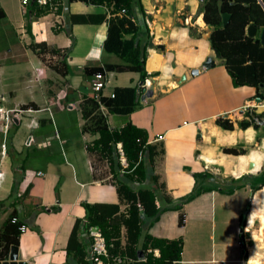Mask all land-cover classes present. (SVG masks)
I'll return each mask as SVG.
<instances>
[{
	"label": "crops",
	"instance_id": "obj_1",
	"mask_svg": "<svg viewBox=\"0 0 264 264\" xmlns=\"http://www.w3.org/2000/svg\"><path fill=\"white\" fill-rule=\"evenodd\" d=\"M201 1L140 0L142 10L136 9L133 19L147 25V75L141 79L136 70L106 71L101 90L110 95L115 86H133L137 106L128 113L110 112L104 105L101 110L110 128L130 121L146 131L147 142L155 146L151 167L159 192L177 201L194 187V172H208L212 176L207 181L232 186L230 192L212 186L184 202L182 224L179 210L170 207L143 225L154 236L181 237V258L175 264H264V257H249L256 245L252 233L258 232L260 219L255 216L247 224L254 194L264 184L254 188L250 180H232L242 174L257 175L264 167L263 127L237 124L248 107L264 113V100L256 99L254 86L232 83L222 58L210 46L212 25L202 18ZM61 2L63 7L57 10L49 4L36 5L34 0H0L4 11L0 16V106L16 108L19 115L0 128V209H8L7 215L14 211L25 225L18 243L4 257L9 260L15 245L17 263L78 264L66 246L75 220H85L84 203H118L124 212L127 208L114 180L97 172L95 153L88 144L98 133L82 130L85 118L80 107L83 99L94 97L93 75H86L84 67L120 58L103 48L107 20L69 19V14L78 12H105L108 17L111 7L82 0ZM43 41L44 51L32 47ZM207 56L214 60L208 67L202 64ZM52 64L66 72H57ZM20 114L32 125L25 126L24 132L15 131L22 121ZM220 115L231 118L233 127L220 126L216 122ZM158 134L162 137L157 138ZM224 147L244 151L226 152ZM14 164L21 170L17 178ZM156 203L162 204L158 198ZM257 212L264 213V208ZM120 236L123 245L124 226ZM80 239L89 258L87 228H80ZM153 252L159 254L157 249Z\"/></svg>",
	"mask_w": 264,
	"mask_h": 264
},
{
	"label": "trees",
	"instance_id": "obj_2",
	"mask_svg": "<svg viewBox=\"0 0 264 264\" xmlns=\"http://www.w3.org/2000/svg\"><path fill=\"white\" fill-rule=\"evenodd\" d=\"M72 1V0H68ZM87 3L105 4L110 6V14L99 13H71L69 19L72 22H101L107 20L106 36L103 40L105 51L118 55V62H104L102 65L85 66L84 72L91 76L95 72L104 74L106 71L136 70L140 72L141 79L147 75L145 69L146 43L148 30L142 20H134L136 9L142 10L140 0H82ZM56 9L63 5L61 0H53ZM34 4H38L34 0ZM47 5V4H45ZM47 7V6H45ZM44 8V7H43ZM124 8L125 14L118 11ZM43 12L44 9L38 8ZM200 11L205 23L212 25L208 40L210 46L215 49L222 58L223 63L231 76L234 85L249 84L254 86V96L264 100V43L259 38V33L264 27V0H202ZM229 14L223 22L222 13ZM140 13V12H139ZM4 14L0 7V16ZM248 24H254L258 33L249 35L246 31ZM143 35V38L141 36ZM33 48L39 47L40 52L46 48V43H33ZM52 51V49H51ZM58 51V50H53ZM64 61V60H62ZM65 62H63L64 65ZM60 73L66 70L53 65ZM137 92L133 86H115L113 96L103 95L96 99L93 96L82 100L80 107L85 118L82 130L98 133L92 143L88 144L90 152L97 154L107 163L110 177L116 184V190L120 199L126 201V211L119 210L118 203L85 202V220L77 218L70 231L66 246L67 254L72 252V258L78 264H91L86 258V251L80 239V228L89 225H98L106 239L109 259L117 254L131 258L128 264H175L181 258L182 239L159 237L144 231V224L151 223L165 208L178 209V223L182 224L185 212L182 209L184 202L210 187L220 186L225 192H230L232 186L214 181H207L212 174L208 172H194L195 183L192 190L179 197L177 201L166 193L159 192L157 176L152 174L151 162L155 154V146L147 142L146 131L130 121L119 128H110L106 114L101 110L104 105L108 111L115 113H128L137 106ZM264 113L256 112L248 107L244 116L237 120L240 127H263ZM216 122L224 128H232L233 120L225 116H217ZM120 141L127 166L122 167L116 143ZM224 151L239 153L244 148L224 147ZM13 160H16L15 157ZM24 166L21 164V169ZM201 177V179H200ZM148 179L147 183L146 180ZM250 180L253 187L264 184V167L257 174H242L232 180ZM16 180L12 182V195ZM133 183H138L133 186ZM230 186V187H228ZM237 186V185H236ZM156 198L160 199L161 206L157 205ZM264 208V186L257 190L253 197V207L249 213L248 225L255 216L259 217L258 232H253L256 245L250 249V256L255 259L264 257V213L257 212ZM14 211L10 212L3 220L0 227V259L6 257L9 247L18 243L20 234V220L12 221ZM121 226L125 227L126 240L121 244ZM256 235V237H254ZM158 250V255L154 254ZM69 262V260H68Z\"/></svg>",
	"mask_w": 264,
	"mask_h": 264
},
{
	"label": "built area",
	"instance_id": "obj_3",
	"mask_svg": "<svg viewBox=\"0 0 264 264\" xmlns=\"http://www.w3.org/2000/svg\"><path fill=\"white\" fill-rule=\"evenodd\" d=\"M22 3L28 2V0H21ZM40 5L49 4L50 7L56 8L55 3L53 0H35ZM119 14H125V9L121 8L118 11ZM133 19V16H131ZM105 85L104 74L101 72H95L92 76L91 80V87L94 90V97L97 99L101 94V90ZM143 86V83H140ZM110 96H113V92L110 93ZM1 98V97H0ZM19 117L18 113L16 112V108H9L5 109L0 106V128L8 126L13 120ZM6 130V129H4ZM162 135L158 134L157 138H161ZM116 150L118 153L119 162L122 167L127 166V160L121 145V142L118 141L116 143ZM1 176V172H0ZM12 221H17V217L13 216L11 218ZM20 231L25 229L24 224L19 225ZM87 232L90 236V246H89V259L91 260L92 264H128L131 258L126 257L125 255L117 254L112 256L109 259V252L108 246L106 243V239L98 225H89L87 227ZM4 259H0V264H2Z\"/></svg>",
	"mask_w": 264,
	"mask_h": 264
},
{
	"label": "water",
	"instance_id": "obj_4",
	"mask_svg": "<svg viewBox=\"0 0 264 264\" xmlns=\"http://www.w3.org/2000/svg\"><path fill=\"white\" fill-rule=\"evenodd\" d=\"M228 16H229V14L227 12L222 13V20H223V22H225L227 20ZM257 29L258 28L254 24H248L247 27H246V31H247V33L249 35H255V34H257ZM259 38H260L261 42L264 43V27L260 31ZM149 42H151V40ZM214 53H215V55L217 57H220L219 54H218V52L215 49H214ZM202 64H203V66L208 67V66H211V65L214 64V60H213L212 57L207 56L205 58V60L203 61ZM194 71L196 72L197 70L196 69H192L191 70V72H194ZM150 93H151V90L149 89L147 91V94H150ZM256 99L258 100L259 98H256ZM15 252H16V246L13 245L12 248H11L9 260H5L4 259L3 262H2V264H25L24 262H20V263H17L16 262L17 261L16 260L17 254Z\"/></svg>",
	"mask_w": 264,
	"mask_h": 264
},
{
	"label": "rangeland",
	"instance_id": "obj_5",
	"mask_svg": "<svg viewBox=\"0 0 264 264\" xmlns=\"http://www.w3.org/2000/svg\"><path fill=\"white\" fill-rule=\"evenodd\" d=\"M40 71H42V70H40ZM20 118L22 119V121H21V123H20L18 126H15V131L20 130V132H24V130L26 129L25 126L28 127V124H29L28 121H27L28 119L25 120V119L27 118V116L24 115V114H20ZM29 126L32 127V125H30V124H29ZM0 136H1V135H0ZM0 150H1V149H0ZM6 152H8V150H7ZM17 158H19L18 155L15 157V159H17ZM0 159H1V158H0ZM11 159H12V157H11ZM93 161H94V165H95V167L97 168V172L99 173V175H101V174H105V175L103 176V178H104V179H110V178H111V177H110V174H106V173H107V170H108V166H107L106 161L103 160V159H101L97 154H94V155H93ZM28 162H29V161H28ZM14 165H15L14 178H17V177H19V175H20V173H21V170H19V169L17 168V165H18V164H14ZM8 212H9L8 209L5 210V211H3L2 209H0V222H1V219H2L3 217H6V215H7Z\"/></svg>",
	"mask_w": 264,
	"mask_h": 264
},
{
	"label": "bare ground",
	"instance_id": "obj_6",
	"mask_svg": "<svg viewBox=\"0 0 264 264\" xmlns=\"http://www.w3.org/2000/svg\"><path fill=\"white\" fill-rule=\"evenodd\" d=\"M1 177V176H0Z\"/></svg>",
	"mask_w": 264,
	"mask_h": 264
}]
</instances>
